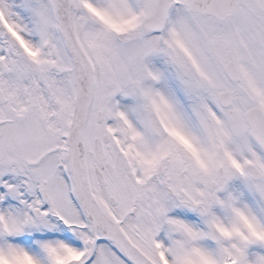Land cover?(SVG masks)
<instances>
[{
  "label": "snow or ice",
  "instance_id": "snow-or-ice-1",
  "mask_svg": "<svg viewBox=\"0 0 264 264\" xmlns=\"http://www.w3.org/2000/svg\"><path fill=\"white\" fill-rule=\"evenodd\" d=\"M0 264H264V0H0Z\"/></svg>",
  "mask_w": 264,
  "mask_h": 264
}]
</instances>
